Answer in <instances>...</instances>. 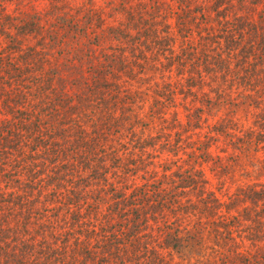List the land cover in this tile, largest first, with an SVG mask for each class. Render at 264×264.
I'll use <instances>...</instances> for the list:
<instances>
[{"label":"trees","instance_id":"obj_1","mask_svg":"<svg viewBox=\"0 0 264 264\" xmlns=\"http://www.w3.org/2000/svg\"><path fill=\"white\" fill-rule=\"evenodd\" d=\"M0 264H264V0H0Z\"/></svg>","mask_w":264,"mask_h":264},{"label":"rangeland","instance_id":"obj_2","mask_svg":"<svg viewBox=\"0 0 264 264\" xmlns=\"http://www.w3.org/2000/svg\"><path fill=\"white\" fill-rule=\"evenodd\" d=\"M213 184H214V187H215V189H216V188L218 187L217 183L214 182ZM225 193H226V191H222V195H221V196H223Z\"/></svg>","mask_w":264,"mask_h":264}]
</instances>
